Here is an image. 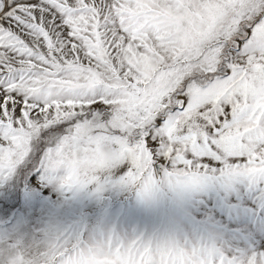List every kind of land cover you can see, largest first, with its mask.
Wrapping results in <instances>:
<instances>
[{
	"label": "snow or ice",
	"instance_id": "snow-or-ice-1",
	"mask_svg": "<svg viewBox=\"0 0 264 264\" xmlns=\"http://www.w3.org/2000/svg\"><path fill=\"white\" fill-rule=\"evenodd\" d=\"M0 264H264V0H0Z\"/></svg>",
	"mask_w": 264,
	"mask_h": 264
}]
</instances>
